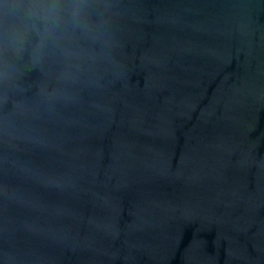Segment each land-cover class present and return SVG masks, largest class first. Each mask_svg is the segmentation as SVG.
<instances>
[{"label": "water", "instance_id": "obj_1", "mask_svg": "<svg viewBox=\"0 0 264 264\" xmlns=\"http://www.w3.org/2000/svg\"><path fill=\"white\" fill-rule=\"evenodd\" d=\"M0 264H264V0H0Z\"/></svg>", "mask_w": 264, "mask_h": 264}]
</instances>
